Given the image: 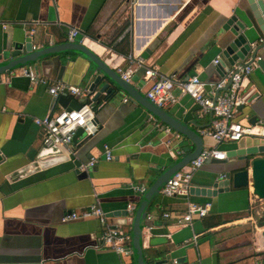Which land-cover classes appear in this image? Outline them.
Segmentation results:
<instances>
[{
    "label": "crops",
    "instance_id": "1",
    "mask_svg": "<svg viewBox=\"0 0 264 264\" xmlns=\"http://www.w3.org/2000/svg\"><path fill=\"white\" fill-rule=\"evenodd\" d=\"M233 14L254 18L247 0H0V65L28 35L40 49L69 42V30L77 27L81 35L76 42L116 72L132 66L130 59L143 58L162 74L179 80L198 75L215 84L218 63L225 62L223 49L232 36L225 24ZM251 35L253 42L264 38L258 26ZM258 55L264 58V48ZM22 66L33 68L49 83L32 84L17 73ZM22 66L0 73V264H136L134 254L123 257L103 247L99 217L83 211L99 205L111 225L132 234L146 191L195 144L170 125V132L161 129L154 120L168 124L125 91H101L95 80L98 67L81 51L49 54ZM262 80L259 66L244 80L255 91L239 107L237 118L243 124L264 126ZM57 81L92 93L97 129L92 135L83 132L71 144L46 147L43 127L35 120L66 108L49 92V84ZM129 82L144 96L151 85L144 66L136 67ZM175 92L179 101L164 110L201 134L204 149L235 147V142L218 144L203 134L212 116L201 115L189 95ZM106 146L112 159H107ZM93 158L98 159L93 167H81ZM229 166L207 161L194 172L192 186L223 179ZM251 169L248 186L231 187L217 196H167L161 191L152 196L141 235L144 261L264 264V228L259 225L262 219L257 220L264 213V200L254 192ZM189 201L210 203L209 213L179 223ZM130 204L135 206L131 220ZM166 212L170 216H164ZM154 235L165 239L151 243Z\"/></svg>",
    "mask_w": 264,
    "mask_h": 264
},
{
    "label": "built area",
    "instance_id": "2",
    "mask_svg": "<svg viewBox=\"0 0 264 264\" xmlns=\"http://www.w3.org/2000/svg\"><path fill=\"white\" fill-rule=\"evenodd\" d=\"M81 35V30L77 27H72L67 34V41L76 42ZM264 38L252 43L257 45L263 43ZM264 48V47H263ZM262 55H257L253 60H249L246 66L237 65L217 83L211 84V90L207 89V82L202 80L198 75H192L187 79H176L174 76L162 74L157 66L149 65L143 58L130 59L132 66L118 69L121 77L130 81L136 67H145V76L151 80V85L146 91V97L153 102L157 107L165 109L180 99L176 94V89L181 94L189 95L195 103L199 105L201 115H211V123L205 129L203 134L211 136L218 144L236 142L242 137L263 136L264 126L256 124H243L237 116L239 107L247 104L254 94L255 89H248L244 84L247 78L255 67L258 66V60L262 59ZM218 63V60L215 61ZM18 74L28 77L32 84H48L47 77L40 75L36 70L29 66H22L18 69ZM11 77H6L10 79ZM229 84V87L224 88ZM219 93L216 95V91ZM49 92L57 97L61 94L71 95L81 99V105L78 108H63L60 111L49 112L42 118H37L35 121L43 127L44 137L43 145L46 147H54L59 145L71 144L74 135L79 128H83L87 135H92L97 129L95 122V113L93 108V95L89 90L78 85L70 84L64 81H57L49 84ZM128 101V98L125 99ZM156 119V118H155ZM156 125L166 131H171L169 125H163L154 120ZM177 137L180 136L176 133ZM107 159L113 158L111 148L106 146ZM225 159L226 151L219 147L205 148L186 166L177 170L162 186L161 193L167 196H182L188 197L192 187V177L194 172L199 169L204 163L211 159ZM98 162L97 158H93L87 164L81 167L88 169L93 167ZM140 192L145 191V187L138 188ZM134 205H128L130 211L128 219H132V210ZM210 203L188 202V209L185 213L178 217L179 223L191 222L195 215L205 216L209 213ZM85 216L99 217L103 225L101 233V244L103 247L111 248L123 257H131L134 254L132 245L131 230L122 226L111 225L107 221V215L104 209L99 205H92L83 211ZM67 216L66 218L71 217ZM74 216V214H73ZM164 216H170V213H164Z\"/></svg>",
    "mask_w": 264,
    "mask_h": 264
},
{
    "label": "water",
    "instance_id": "3",
    "mask_svg": "<svg viewBox=\"0 0 264 264\" xmlns=\"http://www.w3.org/2000/svg\"><path fill=\"white\" fill-rule=\"evenodd\" d=\"M251 6L253 12V19H243L237 14L231 15L225 24V29H229L232 36L228 40L225 48L223 49V56L225 62L218 63V71L220 77L215 81L219 82L232 68L237 65L246 66L249 60H253L263 49L264 42L257 45H252L251 32L256 26H258L264 33V0H247ZM252 19V20H251ZM252 25V27H251ZM81 51L88 55L95 62L98 67L99 74L95 75L97 84L101 85V91L116 92L123 90L132 96L137 102L144 105L151 113H153L161 121L167 123L177 132L191 139L195 144V149L179 158L171 167L164 171L152 186L146 191L143 196L133 223L132 230V243L134 250V258L136 264H148L144 261L142 248H141V235L143 231V220L147 217L146 206L149 203L152 196L160 192V189L164 183L179 169L187 165L191 160L195 159L200 152L204 149V143L202 135L197 131L187 126L183 122L179 121L164 109L157 107L146 96L141 94L136 87H134L129 81L123 79L121 75L112 69L105 63L100 57H98L87 46L79 42H65L50 45L40 49H35L33 44V37L27 36L23 43H15L13 50L10 52V59L7 63L0 65V73L8 70H12L16 67L33 63L40 60L42 57L49 54L61 53L63 51ZM250 56V59L247 58ZM227 66V67H225ZM258 66L264 72V58L258 60ZM228 68V69H226ZM231 68V69H230ZM207 89L211 90V84H214L211 80L207 81ZM230 82L224 88L229 87ZM261 84L264 86V80ZM223 89L216 91V95ZM56 101L63 107L68 109L78 108L81 103L79 100L71 95L61 94L56 97ZM97 124V118L95 117ZM83 128H79L74 135L73 141H76L78 137L83 134ZM259 155L252 159L253 156ZM252 159V160H251ZM208 162L230 163L223 179H217L211 183L205 185L195 184L191 187V194L205 197L217 196L218 193L229 191L231 187L241 188L249 185V167L251 169V181L255 194L264 200V136H244L240 140L235 142V147L226 151L225 159H211ZM264 218V217H263ZM260 227L264 228V219L259 223ZM151 243H158L165 238L163 236L154 235L151 237ZM262 247L264 248V229L261 231Z\"/></svg>",
    "mask_w": 264,
    "mask_h": 264
},
{
    "label": "rangeland",
    "instance_id": "4",
    "mask_svg": "<svg viewBox=\"0 0 264 264\" xmlns=\"http://www.w3.org/2000/svg\"><path fill=\"white\" fill-rule=\"evenodd\" d=\"M260 205H261V204L258 203V207H257V208H259ZM263 217H264V213H262V216H259V217L257 218V220H259V219H260V220H261V219H264Z\"/></svg>",
    "mask_w": 264,
    "mask_h": 264
}]
</instances>
